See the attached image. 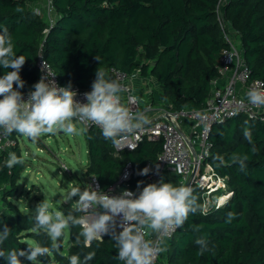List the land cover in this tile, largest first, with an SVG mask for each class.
<instances>
[{"label": "trees", "instance_id": "16d2710c", "mask_svg": "<svg viewBox=\"0 0 264 264\" xmlns=\"http://www.w3.org/2000/svg\"><path fill=\"white\" fill-rule=\"evenodd\" d=\"M39 0H0V25L6 26L13 38L17 55L26 63L20 76L25 82L23 93L39 79L37 60L41 47L44 58L57 73L61 84L91 89L98 68L115 79L111 68L153 77L160 86L165 108L176 111L200 108L212 90V80L219 75V56L227 46L216 18L219 0H51L57 18L52 24L42 14H34L31 4ZM23 8L18 12L17 7ZM225 16L237 31L252 78L264 80V0H229L223 7ZM98 58V60L95 59ZM6 71L0 67V76ZM15 87V85H14ZM2 98V97H0ZM251 126L252 143L244 137V122ZM13 132L12 137H17ZM89 162L85 175L99 177L107 189L121 175L128 162L133 174L129 181L138 193L145 185L139 174L148 161H155L162 150V139L145 137L133 150L116 151L97 127L86 128ZM208 162L216 173L226 177L227 201L207 211L205 197L197 184L192 186L202 211L190 214L168 242L167 264H264V122L258 117L240 114L212 128ZM255 145L257 152L250 149ZM13 152L23 158L19 143ZM233 153L247 155V168L232 164ZM222 156L225 165L216 167L215 157ZM8 154L0 155V229H12L2 245L25 250L31 238L51 247L43 232L34 233V211H24L14 199L19 197L18 181L24 163L12 169L4 166ZM143 181L140 189L138 182ZM235 218L226 223L227 214ZM82 215V213H75ZM202 226L194 231L193 226ZM70 230L68 250H56L40 257L41 264H69L67 257L95 252L88 264H122L115 242L105 235L83 245L80 229ZM199 237L207 240V251L197 255ZM22 264H31L20 257ZM0 264H7L0 257Z\"/></svg>", "mask_w": 264, "mask_h": 264}, {"label": "clouds", "instance_id": "9594fccd", "mask_svg": "<svg viewBox=\"0 0 264 264\" xmlns=\"http://www.w3.org/2000/svg\"><path fill=\"white\" fill-rule=\"evenodd\" d=\"M16 10L22 12L23 8L18 6ZM34 14H39V10H35ZM26 59L24 55H17L8 28L0 25V67L11 69L0 76V135L8 136L16 132L35 143L43 135H55L59 131L75 135L78 133L76 121H79L98 126L104 139L110 140L113 145H120L123 137L150 123L147 114L150 109L146 107L143 111H134L125 105L122 101L124 86L118 80L107 77L100 68L96 71L91 91L84 93L86 102L75 99L77 92L72 90L71 83L62 87L47 76H42L33 85L34 90L28 93L25 100L20 91L25 86L20 72ZM95 59L98 60L97 57ZM246 96L250 105L264 108V90L253 87ZM244 124V137L251 144V126L248 121ZM250 151L253 154L257 152L254 144ZM215 160L218 161L216 167L225 165L222 156L215 157ZM230 160L232 164L239 165L240 171L246 170V154L233 153ZM23 163L22 157L9 152L4 166L12 169ZM149 171L146 167L139 174L147 175ZM141 184L143 181L138 182V190ZM74 196L79 199L72 204V210L67 215L62 210L52 208L44 199L36 206L31 217L34 221L32 231L46 234L52 242L51 247L36 242L27 244L25 250L12 248L5 251L2 245L12 233V229L5 224L0 229V257L7 264H22L20 257L31 264H41L40 257L61 247L65 231L78 227L77 243H80L79 237H83L86 248H90L93 241H102L108 235L117 249L114 259L122 264H155L158 255L167 251L164 237L183 226L190 214L202 211L194 189L165 182L163 178L147 184L138 193L125 189L119 195H109L87 186L83 190L81 187L71 188L66 197L71 200ZM234 218L235 213L229 212L226 223ZM201 227L195 225L193 230L199 231ZM149 234H155L156 239H146ZM196 243L200 246L198 256L207 251L208 242L204 237H199ZM94 256L95 252H88L83 260L78 255H71L67 259L69 264H88Z\"/></svg>", "mask_w": 264, "mask_h": 264}, {"label": "built area", "instance_id": "2783aa9c", "mask_svg": "<svg viewBox=\"0 0 264 264\" xmlns=\"http://www.w3.org/2000/svg\"><path fill=\"white\" fill-rule=\"evenodd\" d=\"M228 1L219 0L216 7V18L223 40L227 46L220 53L219 75L212 80V90L204 105L200 108H185L176 111L166 108L160 117L150 120L148 125L123 137L120 145H114L116 151L120 152L137 148L145 137L153 140L162 139V150L156 160L148 161L143 167V169L147 167L150 170L147 175H141L145 179L144 186L149 183L158 182L163 178L165 170L171 168L177 172L180 177V184L183 185L195 173L194 184H197L203 190L204 197L210 196L215 192L213 189L219 186V189H226L228 187L226 177L218 175L208 162L212 148L209 139L212 128L221 121L234 118L240 114L258 117L264 122V108L250 105L246 96L249 89L253 87L264 90V80L252 78V72L246 63L244 49L240 45L237 31L223 11V7ZM51 3L50 0L49 6L46 8L48 11L53 9ZM38 10L39 14H42V10L40 8ZM48 22L52 24L54 21ZM237 40L238 44L236 43ZM37 66L39 79L42 76H47L49 80H54L59 86H65L61 84L57 73L44 58L43 47H41L39 52ZM111 72L115 80H118L125 88V91L122 93L123 103L134 111H140L141 96L131 86V80L134 79L136 74H140L139 71L129 74L126 71L112 67ZM33 90L34 88H31L23 92V98L27 100L28 93ZM72 90L77 92L75 99L82 103L86 102L84 93L91 91V89H81L79 86H72ZM232 112H235L236 115L229 116L228 114ZM185 120L192 123L190 134L185 130L183 125ZM76 122L86 128L92 126L99 128L91 123ZM22 138L23 136L20 134H17L15 138L12 135H0V155L13 152L14 146ZM61 166L63 170L70 172L65 163L62 162ZM132 174L133 166L131 162H128L123 168L119 179L107 189H103L99 177L95 174L88 177L85 187L98 188L109 195H119L125 189L135 192L129 183ZM222 195L225 197L224 204L230 194L225 191ZM210 204H214L215 207L223 205L221 196L219 201L215 203L209 202L208 198H205L204 211L208 210ZM176 230L177 228L170 236L164 237V243L166 241L169 242L173 238ZM146 239L155 240V234H149L146 236ZM160 258L161 253L158 255L155 264H159Z\"/></svg>", "mask_w": 264, "mask_h": 264}, {"label": "rangeland", "instance_id": "374dc122", "mask_svg": "<svg viewBox=\"0 0 264 264\" xmlns=\"http://www.w3.org/2000/svg\"><path fill=\"white\" fill-rule=\"evenodd\" d=\"M49 1L43 0L41 4L33 3L31 7L33 9L48 8ZM51 14L53 15L54 12H51ZM236 43L238 44V40ZM135 79L138 82L140 80L136 77ZM144 88L149 91L151 86H144ZM156 88L158 87L156 86ZM148 91L144 93L146 98L149 95ZM158 93H160L159 90ZM141 104L143 105V102ZM76 125L78 133L75 135H68L63 131H59L55 135H43L35 143L25 136L19 140L25 170L18 181L19 197L14 201L24 211L35 210L36 206L45 199L51 204L52 208L62 210L67 215L72 210V204L79 199L78 196H74L69 201L65 200L71 188L81 187V190H83L89 177L85 175L89 162L86 127L77 122ZM62 162L67 165L70 173L63 170ZM226 190L227 188L217 189L205 198H208L209 202L215 203L219 201L220 196L222 197ZM223 200L225 201V199ZM26 240L35 243L31 238ZM71 244L70 230L68 229L65 231L59 250H68Z\"/></svg>", "mask_w": 264, "mask_h": 264}, {"label": "crops", "instance_id": "0c3cea01", "mask_svg": "<svg viewBox=\"0 0 264 264\" xmlns=\"http://www.w3.org/2000/svg\"><path fill=\"white\" fill-rule=\"evenodd\" d=\"M43 0L36 1L35 3L41 4ZM42 10V15L44 18H46L47 21H56L57 15L54 11V9L51 10V12H54L52 15L50 11L46 9V7L40 8ZM49 13V14H48ZM138 78L140 79L139 82L136 81ZM134 79L131 80V84L133 86L134 91L137 89V92L142 99L143 105L141 104V109L140 111H143L146 107L150 109V111L147 113L150 120L156 119L161 116L163 110H165V106L163 102L161 101L160 93H158V90L160 89V86L158 82L153 78V77H144L141 76L140 74H136ZM134 82V83H133ZM135 85V87H134ZM151 86V89L148 91L147 89L144 88V86ZM158 88H156V86ZM136 86H138L136 88ZM154 88V89H153ZM149 89V88H148ZM148 91L149 95L148 98L145 97L144 93ZM162 103V104H161ZM183 125L185 127V130L190 134L192 129V123L188 120H185L183 122ZM70 173V172H68ZM163 179L165 182L173 183L175 185H180V177L177 174L176 171L172 170L171 168H168L165 170ZM43 200V199H42ZM165 246L168 249V241L165 242ZM164 258V260H163ZM159 264H167V251L161 253V261Z\"/></svg>", "mask_w": 264, "mask_h": 264}, {"label": "water", "instance_id": "95a60500", "mask_svg": "<svg viewBox=\"0 0 264 264\" xmlns=\"http://www.w3.org/2000/svg\"><path fill=\"white\" fill-rule=\"evenodd\" d=\"M194 175L195 173H193L188 179L187 181L184 183L185 186H190L192 188V186L194 185ZM65 200L69 201L67 199V197H65ZM156 237V236H155Z\"/></svg>", "mask_w": 264, "mask_h": 264}, {"label": "bare ground", "instance_id": "6f19581e", "mask_svg": "<svg viewBox=\"0 0 264 264\" xmlns=\"http://www.w3.org/2000/svg\"><path fill=\"white\" fill-rule=\"evenodd\" d=\"M219 187H220V186H219ZM219 187H217V188H214V189H213V191H216L217 189H219ZM223 199H225V197H224V196H222V197H221L222 204H223V202H224V200H223Z\"/></svg>", "mask_w": 264, "mask_h": 264}]
</instances>
